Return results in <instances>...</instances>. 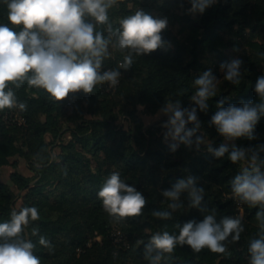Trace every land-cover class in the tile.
<instances>
[{"label":"trees","instance_id":"obj_1","mask_svg":"<svg viewBox=\"0 0 264 264\" xmlns=\"http://www.w3.org/2000/svg\"><path fill=\"white\" fill-rule=\"evenodd\" d=\"M194 3L116 0L105 23L85 17L94 25V33L109 40L97 71L119 72L115 86L100 82L90 93L81 89L55 100L27 80L17 82L19 87L8 82L5 90L13 91L16 104L0 110V170L7 164L15 169L7 180L0 179V223L10 220L13 209L36 206L40 218L30 219L21 235L34 244L33 254L41 264H251L250 245L264 237V205H250L233 187L245 168L256 166L264 174V115L253 128L254 138H234L235 146L228 145L212 117L220 106L242 108L248 102L253 106L261 102L256 85L264 78V0H209L203 11ZM175 8L183 14L172 13ZM137 11L155 19L170 14L171 22L178 21L181 28L174 32L166 23L161 46L150 53L121 50L119 21ZM0 23H9L4 0H0ZM248 34V50L239 58L240 83L234 84L225 79L228 68L224 73L220 68L229 65L227 48L237 46ZM129 55L132 62L123 67ZM204 72L220 80L213 81L216 95L207 100V109L196 103L197 121L186 124V130L196 129L191 143L166 141L162 126L146 125L139 108L154 115L178 101L182 111L189 109L199 87L195 81ZM121 116L131 120L129 127L120 124ZM65 129L71 137L61 141L60 152L54 154L47 135L62 139ZM221 145L227 151L216 156ZM233 151H242L243 158L233 162ZM16 155L27 159L33 175L17 169L18 161L12 160ZM113 171L144 196L141 214L118 218L105 211L99 191ZM189 178L192 184L177 199L164 195ZM193 188L201 196L198 206L192 204ZM207 215H214L221 227L224 218L240 220L239 240L234 241L232 233L221 241L223 253L207 247L197 252L179 243L172 252L149 248L156 233L178 236L185 223L202 222ZM41 237L47 246L41 244Z\"/></svg>","mask_w":264,"mask_h":264},{"label":"clouds","instance_id":"obj_2","mask_svg":"<svg viewBox=\"0 0 264 264\" xmlns=\"http://www.w3.org/2000/svg\"><path fill=\"white\" fill-rule=\"evenodd\" d=\"M115 2L116 0H4L8 22L13 26L22 25V28L17 31L9 23H0V110L12 108L16 104L13 91L5 90L8 82L22 83L27 80L29 86L43 88L55 100H62L70 92L81 89L90 93L100 82L108 81L115 86L119 72L106 71L101 75L97 71L101 67L102 57L107 53L109 40L101 32L94 33V25L85 20L86 16H91L98 23H105L108 9ZM208 3L209 0H195L194 7L199 6L203 11ZM119 26L117 47L141 54L150 53L161 46L160 33L165 28L166 21L137 11L134 15L122 18ZM131 62V56H125L123 67H128ZM240 64V60H234L231 64L222 66L228 68L226 80L234 84L240 83ZM214 79L210 72H204L195 81L199 87L192 98L202 110L207 109V100L216 95ZM256 91L261 100L258 106H253L251 102L245 103L242 108L230 106L225 109L220 106L212 117L217 130L226 139L242 136L254 138L253 128L260 115H264V78L258 81ZM19 107L23 109L25 106L20 104ZM162 111L170 114L169 122L165 125L170 127L168 135L174 140L190 144L189 138L196 129L186 130V124L197 121L196 109L182 111L177 101L176 104L168 103ZM197 140L199 142L200 138ZM176 147L177 145H172L173 150ZM226 151L227 147L221 145L215 154L222 156ZM243 156L242 151H233L230 159L236 162ZM191 184V178L187 182L180 180L173 190L165 191L164 195L175 200L180 191ZM233 191L250 205H264V174L256 166L245 168L243 174L235 177ZM190 195L193 206H198L201 196L195 188ZM99 197L105 211L118 218L141 214L146 203L144 196L125 183L116 171L105 179ZM153 214L168 216V213L161 212ZM10 215V220L0 223V264H41L40 258L33 254L34 244L21 235L30 219L36 221L40 218L38 208L25 206L18 211L13 209ZM261 215L262 213H257L258 218ZM242 230L239 219L224 218L221 227V224L216 223L214 215H207L202 222L185 223L178 236L167 231L156 233L151 237L149 248L154 246L163 252H172L179 243L188 244L197 252L207 247L212 252L223 253L225 248L220 242L232 233H235L232 239L239 240ZM40 242L47 246L43 237ZM249 252L252 255L251 264H264V237L253 240Z\"/></svg>","mask_w":264,"mask_h":264},{"label":"rangeland","instance_id":"obj_3","mask_svg":"<svg viewBox=\"0 0 264 264\" xmlns=\"http://www.w3.org/2000/svg\"><path fill=\"white\" fill-rule=\"evenodd\" d=\"M189 11L193 10V8H189ZM172 13H177V14H183V10L181 8H175L173 9ZM170 14H166L163 15V17H161V19L165 20L167 24H169L172 28H174V32H179L180 28H181V24L178 23V21H172L168 18ZM250 35L248 34L246 36V38H243L240 40V42L238 43L237 46L234 47H229L227 48L228 50V55L230 56V62L229 64H231L234 60H239L240 56L246 52V50H248V44H247V40L249 39ZM223 66V65H222ZM220 68V72L224 73L226 68L222 67ZM220 80L219 78L216 79L215 81ZM196 100L193 99V103L190 106L189 109H187L188 111H191L193 108L196 107ZM139 115L143 118L144 123L146 125H159L162 126V129L160 131L161 134H163L164 138L166 141H172L174 140L170 135H168L169 131H170V127H166L165 125L168 124L169 122V116L170 114L168 113H164L162 110L158 111L156 114L154 115H147L145 113H143L142 108H139L138 111ZM185 119H187V112H185ZM70 126H73V123H69ZM120 124L123 125L125 128L129 127L131 124V120L126 117V116H121L120 118ZM68 126V125H66ZM187 127V126H186ZM63 136L62 139L57 138L54 139L53 135L48 134L47 135V140L49 142H51V148L54 150V154H58L61 150L59 143L63 140H68L71 135L70 132L65 129L63 132ZM226 142L228 143L229 146H235V140L234 138L232 139H226ZM17 160L18 161V167L17 169L22 171L23 173H25L26 175H33V171L31 170L30 166H29V162L27 161V159L21 155H16L12 158V160ZM15 169V167L12 164H7L5 165L1 170H0V179L2 180H7L10 173Z\"/></svg>","mask_w":264,"mask_h":264}]
</instances>
